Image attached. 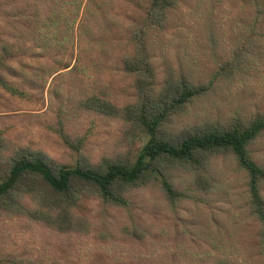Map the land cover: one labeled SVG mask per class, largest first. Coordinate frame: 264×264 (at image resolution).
I'll return each mask as SVG.
<instances>
[{
  "label": "rangeland",
  "instance_id": "rangeland-1",
  "mask_svg": "<svg viewBox=\"0 0 264 264\" xmlns=\"http://www.w3.org/2000/svg\"><path fill=\"white\" fill-rule=\"evenodd\" d=\"M13 2L19 8L16 16L26 21L21 26L19 23L24 29L21 35L35 44V54L25 51L13 63L16 76L9 79L23 92L21 95L0 88V131L7 144L29 146L75 167L79 153L60 135L58 124L64 122L70 136H86V159L97 163L104 157L122 154L131 155L135 161L148 137L123 122L98 119L91 112L75 109V102L96 90L84 75L69 73L71 68L50 73L57 68L51 64L76 63L79 25L65 54H43L48 32L29 17L35 10V0ZM248 2L182 0L171 13L165 39L160 41L166 44V53L155 54L158 67L184 71L198 84L210 83L220 63L234 55L229 52L239 39L242 17L250 13ZM126 4L128 0H121L122 6ZM125 17L121 15L122 21ZM34 25L37 34L32 29ZM5 26L7 21L0 16V30ZM99 38L102 40L87 36L84 44L98 50L107 45L112 56L121 55L118 53L127 44L126 39L110 38L107 42ZM51 55L54 57L48 61ZM105 66L96 76L103 82L121 85L120 103L130 99L132 90L125 88L121 65L108 61ZM36 80L37 84L32 83ZM258 114H264V54H250L247 63L228 68L209 94L196 99L175 118L169 133L178 135L205 124L229 128L236 116L249 122ZM252 151L255 159L264 164V134ZM214 168L218 179L211 204L206 207L186 203L180 211L173 212L159 187L135 193L138 205L133 211L140 224L138 233L129 215L105 211L96 198L82 199L78 214L88 221L87 229L72 234L55 233L26 218L0 214V264L15 260L25 262L21 264H214L217 256H224L226 248L231 260L250 262L257 241L256 225L247 206V177L230 156L217 158ZM174 175L178 183L183 182V171H175Z\"/></svg>",
  "mask_w": 264,
  "mask_h": 264
},
{
  "label": "trees",
  "instance_id": "trees-1",
  "mask_svg": "<svg viewBox=\"0 0 264 264\" xmlns=\"http://www.w3.org/2000/svg\"><path fill=\"white\" fill-rule=\"evenodd\" d=\"M1 1L0 16L7 26L0 30V88L21 95L23 92L9 79L16 76L13 63L25 51L35 54V44L21 35L24 29L19 23L21 26L26 21L16 16L18 5L13 1L17 0ZM181 1L128 0L122 6L121 0H35V10L29 17L48 32L43 54H65L79 25L80 45L74 66L50 65L57 67L50 71L51 75L71 68L69 73L84 75L96 89L75 102V109L91 112L98 119L123 122L147 136L148 141L135 161L131 155L119 154L94 163L85 156L86 136H70L67 125L60 122L61 137L79 153L78 164L70 167L29 146L8 145L0 131V214L26 218L55 233L72 234L87 229L88 221L78 214L82 199L96 198L105 211L129 215L138 233L140 224L133 211L138 205L135 193L159 187L173 212L180 211L186 203L206 207L211 204L218 179L214 161L230 156L247 177V206L256 225L252 260L244 263L264 264V164L255 159L252 151L264 134V114L249 122L236 116L229 128L205 124L178 135L169 133L175 118L196 99L209 94L228 68L247 63L250 54H264L263 0H249L250 13L242 17L239 39L229 52L234 55L220 63L218 73L208 84L196 83L184 71L161 70L155 59V54L166 53V44L160 41L165 39L171 13ZM32 29L37 34L35 25ZM85 36L96 41H101L102 36L107 42L110 38L126 39L127 44L118 53L121 55L112 56L107 45L98 50L84 44ZM108 61L121 65L125 88L132 90V97L123 103L121 85L103 82L96 76ZM179 170L184 179L180 183L174 175ZM226 252L230 251L226 248L224 256H217L214 264H241L231 260ZM21 263L25 262L12 261Z\"/></svg>",
  "mask_w": 264,
  "mask_h": 264
}]
</instances>
